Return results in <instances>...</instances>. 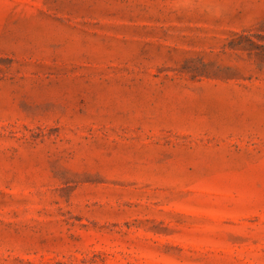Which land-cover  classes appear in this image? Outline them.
I'll return each instance as SVG.
<instances>
[{
  "label": "rangeland",
  "instance_id": "1",
  "mask_svg": "<svg viewBox=\"0 0 264 264\" xmlns=\"http://www.w3.org/2000/svg\"><path fill=\"white\" fill-rule=\"evenodd\" d=\"M0 264H264V0H0Z\"/></svg>",
  "mask_w": 264,
  "mask_h": 264
}]
</instances>
